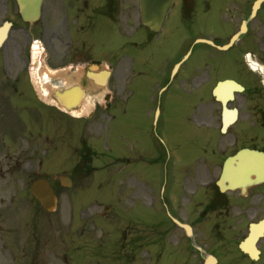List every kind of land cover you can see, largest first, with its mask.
I'll list each match as a JSON object with an SVG mask.
<instances>
[{
	"label": "flooded vegetation",
	"instance_id": "1",
	"mask_svg": "<svg viewBox=\"0 0 264 264\" xmlns=\"http://www.w3.org/2000/svg\"><path fill=\"white\" fill-rule=\"evenodd\" d=\"M61 1L56 0L59 7ZM68 1L84 6L83 10L93 3ZM95 1L103 15L125 27L124 36L135 40L132 108L145 103L149 114L155 112L156 89L166 83L173 68L170 55L158 57L149 49L157 35L141 25L139 0ZM257 1L175 0L166 21L171 22L170 38L183 39L180 59L198 38L225 44L238 35L228 50L198 45L181 65L176 78L179 87L171 97L174 102L181 100L191 120L212 124L211 145L202 148L198 166L174 169L175 186L157 207L150 194L153 174L149 169L140 174L147 182L133 181L132 193H124L119 179L116 194L104 196L115 203L104 210L92 203L80 212L82 219L59 217L51 264H264V71L260 69L264 68V0ZM10 2L0 0V8L9 9ZM109 86L115 91L104 96L111 106L124 88L122 82ZM102 90L94 88L100 95ZM118 152L117 161L122 160L119 147ZM252 155L253 160L247 161ZM228 157H235L229 164L231 174L222 179ZM88 162L82 158L75 165L85 167ZM239 174L246 175L241 185L234 180ZM82 197L91 200L96 195ZM170 214L192 227L196 245ZM92 228L97 233L92 234ZM178 230L184 240L172 239L170 233ZM84 233L90 240H79ZM247 239L248 252L242 249Z\"/></svg>",
	"mask_w": 264,
	"mask_h": 264
},
{
	"label": "rangeland",
	"instance_id": "2",
	"mask_svg": "<svg viewBox=\"0 0 264 264\" xmlns=\"http://www.w3.org/2000/svg\"><path fill=\"white\" fill-rule=\"evenodd\" d=\"M79 12L77 9V13ZM65 14L56 0H48L41 19L31 25L23 23L14 2L9 10L0 8V26L7 20L15 23L8 40L0 48V162L4 165L0 167L4 170L0 173V264H21L20 248L16 242V235H19L20 230H25L27 237L28 256L25 264H39L42 260L51 264L54 225L57 224L58 216L74 214L77 218L88 204L76 201L71 195L84 191L83 187L76 186L77 183L92 180L95 183L110 178L109 169H105L101 162L104 159L101 140L106 137V132H110L112 138L116 129L122 130L119 142L124 151L125 160L122 165L125 172L140 176L141 170L147 173L150 169L155 194H163L165 188L175 186L168 174L171 168L176 171L178 166L195 167L197 153L202 151L208 141L211 142V131L204 132L188 119L182 112L181 100L179 99L181 104L170 101V91L164 94V100L160 99V115L156 120L148 114L143 103L131 109L128 107L117 119L111 120L109 115L104 114L97 122L93 119L88 122L84 120L75 122L74 126L64 122L61 116L57 118L53 110L47 111L44 106L43 110L39 109L36 102L32 101L29 89L33 69L37 70V74L33 75H38L36 81L39 82L42 74L47 72V67L56 68L72 61L83 65L88 60L98 59L102 61V66L108 67L109 64L113 70L110 82L114 86L121 81L118 73L122 64L118 61L122 55L126 56L124 65L128 69L130 67L128 58H132L133 53L131 40H126L115 24L104 17H98L97 22L89 23L92 27H82L81 24L86 23L88 17L86 11H82L78 18H75V11L70 12L69 21H62ZM66 33L73 40L68 48L71 53L62 55L61 48H65V43L60 46L58 37L60 35L65 39ZM33 38H39L44 47L38 63L31 61ZM163 40H158L156 45L166 44L168 41L162 43ZM21 70L23 76L18 77ZM82 71V68L73 69L62 75L70 84H74L79 82L80 78L76 75H81ZM15 81L21 82L26 88L25 96H20L19 91L22 90L16 91L12 86ZM90 96L91 94L84 104L90 105ZM21 118L26 119V122L22 123ZM19 127L27 128L22 139L15 135V132L19 133L21 130ZM67 136H70V145L56 147L58 140ZM86 140L95 150L93 168L72 171L71 168L63 167L79 161L80 146ZM107 144L110 145V138ZM54 152V157L46 156ZM142 153L146 159L151 153L152 163L149 167L142 162ZM40 159L44 161V165H39ZM71 173L75 179V187L72 190L62 189L65 194L59 196L58 212L47 213L30 193L33 181L46 175L56 185L58 174L71 176ZM116 177L117 173L113 172L111 178ZM109 189L106 185L94 187L95 193L101 196H107ZM124 192L131 193L132 186L126 184ZM111 230L115 232L116 225ZM95 233L97 230L92 228V234ZM87 238L85 233L79 237L80 241ZM43 243L49 245L44 246Z\"/></svg>",
	"mask_w": 264,
	"mask_h": 264
},
{
	"label": "water",
	"instance_id": "3",
	"mask_svg": "<svg viewBox=\"0 0 264 264\" xmlns=\"http://www.w3.org/2000/svg\"><path fill=\"white\" fill-rule=\"evenodd\" d=\"M171 1L172 0H143L144 3H147V15L144 17V22L152 28L159 26ZM17 2L20 13L25 21L34 22L40 18L43 0H17ZM7 30L8 25L0 29V44H2L6 37ZM64 103L67 106H72L66 103V101H64ZM32 193L46 209L53 210L56 207L57 198L53 188L47 180H37L32 187Z\"/></svg>",
	"mask_w": 264,
	"mask_h": 264
},
{
	"label": "bare ground",
	"instance_id": "4",
	"mask_svg": "<svg viewBox=\"0 0 264 264\" xmlns=\"http://www.w3.org/2000/svg\"><path fill=\"white\" fill-rule=\"evenodd\" d=\"M46 76H47V74H46ZM42 81V80H41ZM43 82V81H42ZM86 106V105H85ZM85 108H87V106L85 107ZM85 110V109H84ZM84 111H74L73 113L74 114H82Z\"/></svg>",
	"mask_w": 264,
	"mask_h": 264
}]
</instances>
